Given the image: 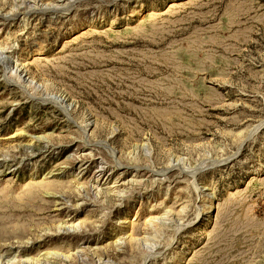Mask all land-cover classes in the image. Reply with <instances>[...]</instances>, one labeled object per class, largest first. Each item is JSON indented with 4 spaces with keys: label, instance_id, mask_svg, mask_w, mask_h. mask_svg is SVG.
Listing matches in <instances>:
<instances>
[{
    "label": "rangeland",
    "instance_id": "obj_1",
    "mask_svg": "<svg viewBox=\"0 0 264 264\" xmlns=\"http://www.w3.org/2000/svg\"><path fill=\"white\" fill-rule=\"evenodd\" d=\"M0 264H264V0H0Z\"/></svg>",
    "mask_w": 264,
    "mask_h": 264
},
{
    "label": "bare ground",
    "instance_id": "obj_2",
    "mask_svg": "<svg viewBox=\"0 0 264 264\" xmlns=\"http://www.w3.org/2000/svg\"><path fill=\"white\" fill-rule=\"evenodd\" d=\"M110 79H111V78H110ZM120 79H121V78H120ZM102 82H103V81H102ZM106 82H107V81H106ZM106 82H105V83H106ZM119 82H120V81H119ZM119 82H118V83H119ZM131 83H132V82H131ZM118 85H119V84H118ZM131 85H132V84H131ZM156 85H157V84H156ZM159 86H160V85H159ZM143 87H144V86H143ZM146 87H148V86H146ZM154 90H155V89H154ZM134 92H135V91H134ZM141 92H142V91H141ZM154 93H155V92H154ZM134 94H135V93H134ZM158 96H159V95H158ZM158 96H157V97H158ZM132 97H133V96H132ZM161 97H162V96H161ZM165 97H166V96H165ZM136 101H137V100H136ZM143 101H144V100H143ZM145 102H147V101H145ZM140 104H141V103H140ZM149 105H150V104H149ZM131 107H132V106H131ZM135 108H136V107H135ZM135 108H134V109H135ZM140 111H141V110H140ZM137 112H139V111H137ZM222 164H223V163H222ZM116 182H117V181H116ZM202 220L204 221L205 219H204V218H203V219H202V218H199V215H198L197 218H196V220L194 221V223H192L191 225H196L197 223H199V222L202 221ZM20 257H21V256H20Z\"/></svg>",
    "mask_w": 264,
    "mask_h": 264
}]
</instances>
